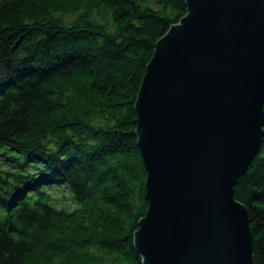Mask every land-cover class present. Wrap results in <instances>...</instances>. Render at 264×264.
<instances>
[{"label":"trees","instance_id":"1","mask_svg":"<svg viewBox=\"0 0 264 264\" xmlns=\"http://www.w3.org/2000/svg\"><path fill=\"white\" fill-rule=\"evenodd\" d=\"M185 13V0H0V264H142L134 102L155 41ZM234 196L264 264V132Z\"/></svg>","mask_w":264,"mask_h":264},{"label":"water","instance_id":"2","mask_svg":"<svg viewBox=\"0 0 264 264\" xmlns=\"http://www.w3.org/2000/svg\"><path fill=\"white\" fill-rule=\"evenodd\" d=\"M134 102L148 207L142 264H255L234 184L261 144L264 0H185Z\"/></svg>","mask_w":264,"mask_h":264},{"label":"rangeland","instance_id":"3","mask_svg":"<svg viewBox=\"0 0 264 264\" xmlns=\"http://www.w3.org/2000/svg\"><path fill=\"white\" fill-rule=\"evenodd\" d=\"M69 18V16H66ZM8 164H3L1 166L6 167ZM56 184H53L52 186L48 187V190L51 191L52 196L54 198L53 202L57 206H63V207H68L72 208L74 206V203L72 202L70 198V194L68 193V190L64 188V186H54Z\"/></svg>","mask_w":264,"mask_h":264}]
</instances>
